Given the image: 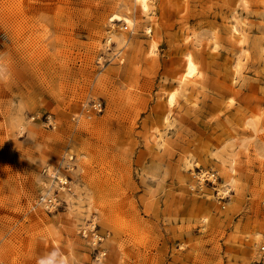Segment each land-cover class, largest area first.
Instances as JSON below:
<instances>
[{
	"label": "rangeland",
	"instance_id": "374dc122",
	"mask_svg": "<svg viewBox=\"0 0 264 264\" xmlns=\"http://www.w3.org/2000/svg\"><path fill=\"white\" fill-rule=\"evenodd\" d=\"M263 243L264 0H0V264H264Z\"/></svg>",
	"mask_w": 264,
	"mask_h": 264
},
{
	"label": "built area",
	"instance_id": "2783aa9c",
	"mask_svg": "<svg viewBox=\"0 0 264 264\" xmlns=\"http://www.w3.org/2000/svg\"><path fill=\"white\" fill-rule=\"evenodd\" d=\"M94 107L96 109H98L99 111L102 110V105L100 104H94ZM69 158L68 163H72L74 162V157L70 156L67 157ZM66 163V160L64 162V164ZM62 164V166H60L59 168H55L52 173L49 175L50 176V186L52 185V187H57L54 191H58L59 190H64V191H71V183H72V179L69 175H64L62 173L63 170H67L69 171L70 169V165L66 164L64 165ZM66 166V167H65ZM52 183V184H51ZM38 203L41 205H44L48 208H55L57 206H59L61 203L59 202L58 199V192H53V193H45L44 195L40 196L38 199ZM261 253H262V257L264 259V243L260 248Z\"/></svg>",
	"mask_w": 264,
	"mask_h": 264
},
{
	"label": "bare ground",
	"instance_id": "6f19581e",
	"mask_svg": "<svg viewBox=\"0 0 264 264\" xmlns=\"http://www.w3.org/2000/svg\"><path fill=\"white\" fill-rule=\"evenodd\" d=\"M149 1L150 0H135V2L140 7H142L143 9H148ZM127 21L129 23V25L132 24L131 21H129V20H127ZM186 66H187V73L185 75H183V77L181 78L182 82L185 81L187 78H190V77H194L196 79L202 77V71L199 70L198 65H197V63H196V61L192 55L187 56ZM170 103L173 104V97L170 98Z\"/></svg>",
	"mask_w": 264,
	"mask_h": 264
}]
</instances>
